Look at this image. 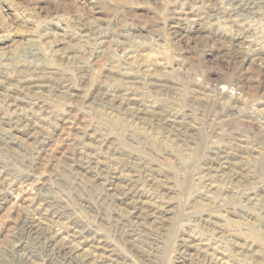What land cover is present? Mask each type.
<instances>
[{"label":"rangeland","instance_id":"1","mask_svg":"<svg viewBox=\"0 0 264 264\" xmlns=\"http://www.w3.org/2000/svg\"><path fill=\"white\" fill-rule=\"evenodd\" d=\"M0 264H264V0H0Z\"/></svg>","mask_w":264,"mask_h":264},{"label":"bare ground","instance_id":"2","mask_svg":"<svg viewBox=\"0 0 264 264\" xmlns=\"http://www.w3.org/2000/svg\"><path fill=\"white\" fill-rule=\"evenodd\" d=\"M126 192V191H125ZM26 225V224H25ZM35 224L34 223H29L28 224V228L30 230V234H35L36 233V229H35ZM26 227V226H25ZM49 228V227H48ZM34 231V232H33ZM46 232V231H45ZM37 234V233H36ZM54 234V233H53ZM72 244V243H71ZM61 248V247H60ZM56 250V249H55ZM94 259V258H93ZM73 263V262H72Z\"/></svg>","mask_w":264,"mask_h":264}]
</instances>
